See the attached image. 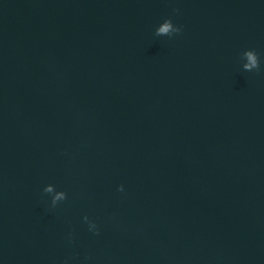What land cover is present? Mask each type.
Masks as SVG:
<instances>
[{"label":"water","instance_id":"obj_1","mask_svg":"<svg viewBox=\"0 0 264 264\" xmlns=\"http://www.w3.org/2000/svg\"><path fill=\"white\" fill-rule=\"evenodd\" d=\"M0 264H264V0H0Z\"/></svg>","mask_w":264,"mask_h":264},{"label":"clouds","instance_id":"obj_2","mask_svg":"<svg viewBox=\"0 0 264 264\" xmlns=\"http://www.w3.org/2000/svg\"><path fill=\"white\" fill-rule=\"evenodd\" d=\"M174 12L178 11L176 9L173 10ZM182 31L181 27H177L173 24L171 19L164 20V23L156 30V35H168L171 37L174 34H178ZM243 57H246L248 63L243 65V69L245 71H253V70H259L260 62L258 54L254 50H246L242 54ZM53 191V185L49 184L47 187L44 188L45 193H52ZM118 191L123 192L124 188L123 185H121L118 188ZM66 199L65 192L61 191L57 193L53 199H52V206L54 207L56 205L57 200ZM85 220L88 219L87 216L84 217ZM92 227H96L95 224L92 225Z\"/></svg>","mask_w":264,"mask_h":264}]
</instances>
